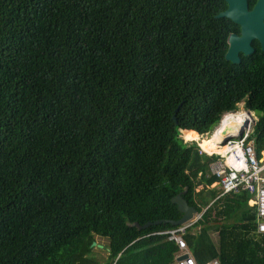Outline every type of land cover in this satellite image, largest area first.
Listing matches in <instances>:
<instances>
[{"label": "trees", "instance_id": "1", "mask_svg": "<svg viewBox=\"0 0 264 264\" xmlns=\"http://www.w3.org/2000/svg\"><path fill=\"white\" fill-rule=\"evenodd\" d=\"M225 8L0 0V264H174L159 233L176 227L144 226L178 220L179 194L201 214L183 235L197 264H264L252 196L215 200L219 156L181 137L206 142L242 103L264 148V52L225 61Z\"/></svg>", "mask_w": 264, "mask_h": 264}, {"label": "built area", "instance_id": "2", "mask_svg": "<svg viewBox=\"0 0 264 264\" xmlns=\"http://www.w3.org/2000/svg\"><path fill=\"white\" fill-rule=\"evenodd\" d=\"M238 116L246 120L245 125H238L240 122L237 119ZM230 117L236 119L234 122H237V128L223 137L222 145L226 148V151L221 155L224 157L223 161H217L209 168L210 174L217 179L214 185L218 190L215 200L228 194L240 192L250 194L252 206L256 210V233L264 234V152H260V157H257L255 139L250 136L255 123L251 114L246 112H241L238 115L234 112L224 113L220 120V126L225 119ZM202 152L204 150L199 146V154ZM200 217L201 214L196 213L193 220L187 224L159 233L176 245L177 253L174 259L186 256L181 261H175V264H197L187 249L183 235L186 229L193 226ZM205 264L219 263L217 260H212Z\"/></svg>", "mask_w": 264, "mask_h": 264}, {"label": "water", "instance_id": "3", "mask_svg": "<svg viewBox=\"0 0 264 264\" xmlns=\"http://www.w3.org/2000/svg\"><path fill=\"white\" fill-rule=\"evenodd\" d=\"M226 8L223 12L216 15V19L224 18L236 25L239 29V34H230L227 37V51L224 55L226 62L231 64H239L240 56L247 57L254 52L251 44L256 42L261 52H264V0H256L253 7L249 10L247 0H222ZM174 122L175 118L173 117ZM244 121H240L239 125H243ZM237 124H233L230 129H235ZM171 203L176 206L178 213L181 214L180 218L176 221L158 220L154 223H148L144 227L150 225L169 224L173 227H179L187 224L193 220L196 211L193 207L189 206L187 202L181 197L176 195L171 199ZM91 246H96L99 249L100 245L95 242ZM186 256H180L175 261H181Z\"/></svg>", "mask_w": 264, "mask_h": 264}, {"label": "bare ground", "instance_id": "4", "mask_svg": "<svg viewBox=\"0 0 264 264\" xmlns=\"http://www.w3.org/2000/svg\"><path fill=\"white\" fill-rule=\"evenodd\" d=\"M234 121H236V119L234 117H230V118L225 119L221 123V127L219 129H217L215 131V133L212 134V136L210 138H208V140H210V142H207V141L206 142H198L197 140H195V138L193 139V137H191L190 135H185V139L187 140V142L188 141H192V142L197 141L199 143V145L203 146L205 151L207 150L206 152L223 154L226 151V148L223 146H219V144L221 143L223 137L225 135H227L229 132H231L229 125L231 123H233ZM182 137H183V135H182Z\"/></svg>", "mask_w": 264, "mask_h": 264}, {"label": "clouds", "instance_id": "5", "mask_svg": "<svg viewBox=\"0 0 264 264\" xmlns=\"http://www.w3.org/2000/svg\"><path fill=\"white\" fill-rule=\"evenodd\" d=\"M242 106H243V104H242ZM239 108V107H238ZM241 112H246V113H250L251 114V118H252V120L256 123V121H257V119L253 116V112H250V111H248V110H246V109H243V110H241V111H235L234 113H236V115H238L239 113H241ZM223 116V115H222ZM222 116H221V118H222ZM221 118H220V120H221ZM239 118V120L240 121H244V124L243 125H245V122H246V120L245 119H242V118H240L239 116L237 117V119ZM220 120H219V122H218V124L214 127V129L212 130V132H211V134L209 135V137L208 138H210L211 136H212V134H214L215 133V131L220 127ZM240 123V122H239ZM255 123H254V125H253V127L255 126ZM233 124H237V122H234ZM233 124H230L229 126L231 127ZM239 125V124H238ZM237 128V127H236ZM233 131V129H231V132ZM181 132H182V130L180 131V134H181ZM252 133H253V129H252ZM252 133H251V137H253L254 139L256 138L254 135L252 136ZM197 134V133H196ZM198 135V134H197ZM199 136V135H198ZM183 139V138H182ZM199 139L200 140H202L201 139V136H199ZM184 140V139H183ZM223 140V139H222ZM194 143H196L197 144V146L199 145V143L197 142V141H193ZM256 145V144H255ZM200 146V145H199ZM199 146H198V148H199ZM219 146H223L222 145V141H221V143L219 144ZM260 152H264V148H263V150H261ZM260 152H259V156H258V154H257V157H260ZM203 154H205V155H208V156H210V155H217V156H219V160H217V161H223V159H224V157H221V155L222 154H217V153H213V154H210V153H207L205 150H204V152H202ZM201 153V154H202ZM256 153H257V151H256ZM216 161V162H217ZM215 163V162H214ZM213 164V163H212ZM212 164H210V165H212ZM211 175V174H210ZM215 177V176H214ZM216 182H217V179H216ZM215 182V183H216ZM215 183H213L212 185H211V187H215L214 185H215ZM218 191V190H217ZM249 202H251V201H249ZM180 227V226H179ZM176 228H178V227H176ZM174 264H175V259H174Z\"/></svg>", "mask_w": 264, "mask_h": 264}, {"label": "rangeland", "instance_id": "6", "mask_svg": "<svg viewBox=\"0 0 264 264\" xmlns=\"http://www.w3.org/2000/svg\"><path fill=\"white\" fill-rule=\"evenodd\" d=\"M238 107L239 108H237V110L236 111H241V110H243V109H245V107H243L242 106V103H240L239 105H238ZM253 116L257 119L258 118V115L256 114V113H253ZM221 127V126H220ZM219 127V128H220ZM218 128V129H219ZM214 129V128H213ZM212 129V130H213ZM223 132V131H222ZM211 134V130L207 133V135H202L201 136V139L202 140H205L206 139V141L207 142H210V140H208V137H209V135ZM182 137V136H181ZM183 139H184V141L186 142L187 140L185 139V135H183V137H182ZM195 140H197V139H195ZM198 141V140H197ZM188 142H191V141H188ZM250 207L252 206V203H249L248 204ZM209 230H211V229H209ZM210 236H211V240L212 241H214V242H216L217 241V239H218V235H217V233L215 232H213L212 230L210 231ZM96 241H99L100 243H104L105 241H103V240H98V239H96ZM97 243V242H96ZM97 249H98V247H96ZM102 256H105V255H102Z\"/></svg>", "mask_w": 264, "mask_h": 264}, {"label": "flooded vegetation", "instance_id": "7", "mask_svg": "<svg viewBox=\"0 0 264 264\" xmlns=\"http://www.w3.org/2000/svg\"><path fill=\"white\" fill-rule=\"evenodd\" d=\"M238 34H239V32H238ZM238 34H236V35H238ZM251 46H252V44H251ZM252 48H253V46H252ZM254 49V48H253Z\"/></svg>", "mask_w": 264, "mask_h": 264}, {"label": "crops", "instance_id": "8", "mask_svg": "<svg viewBox=\"0 0 264 264\" xmlns=\"http://www.w3.org/2000/svg\"><path fill=\"white\" fill-rule=\"evenodd\" d=\"M194 139V138H193Z\"/></svg>", "mask_w": 264, "mask_h": 264}]
</instances>
